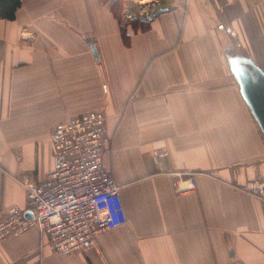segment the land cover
I'll list each match as a JSON object with an SVG mask.
<instances>
[{
    "label": "crops",
    "instance_id": "crops-1",
    "mask_svg": "<svg viewBox=\"0 0 264 264\" xmlns=\"http://www.w3.org/2000/svg\"><path fill=\"white\" fill-rule=\"evenodd\" d=\"M112 1L21 0L0 21V217L53 168L55 125L95 110L125 222L69 256L30 229L0 264H264V137L228 64L264 71V0H124L120 20Z\"/></svg>",
    "mask_w": 264,
    "mask_h": 264
},
{
    "label": "built area",
    "instance_id": "built-area-1",
    "mask_svg": "<svg viewBox=\"0 0 264 264\" xmlns=\"http://www.w3.org/2000/svg\"><path fill=\"white\" fill-rule=\"evenodd\" d=\"M144 12L140 9L137 15L152 17H143ZM50 141L53 168L38 182L22 180L25 205L11 207L0 217V241L35 228L46 237L51 251L69 256L93 248L99 234L125 222L121 191L103 162L109 138L102 112L92 110L58 123ZM184 175L175 173L178 194L196 189L192 175L181 182ZM248 190L262 197L264 180L249 183Z\"/></svg>",
    "mask_w": 264,
    "mask_h": 264
},
{
    "label": "water",
    "instance_id": "water-1",
    "mask_svg": "<svg viewBox=\"0 0 264 264\" xmlns=\"http://www.w3.org/2000/svg\"><path fill=\"white\" fill-rule=\"evenodd\" d=\"M91 50L97 58L93 45ZM228 64L239 84L241 96L264 137V71L246 57L229 58ZM27 216L30 215L27 214Z\"/></svg>",
    "mask_w": 264,
    "mask_h": 264
},
{
    "label": "trees",
    "instance_id": "trees-1",
    "mask_svg": "<svg viewBox=\"0 0 264 264\" xmlns=\"http://www.w3.org/2000/svg\"><path fill=\"white\" fill-rule=\"evenodd\" d=\"M123 0H113L110 6V10L112 14L115 17H118L120 20V14H119V9L121 7V2ZM21 0H0V21L1 20H9L12 21L15 18L16 12L18 8L20 7ZM132 31H143L148 27V22L146 21H135L131 22L129 24ZM121 31V36L123 38V42L125 44L128 43L129 41V35L127 34V31L122 29Z\"/></svg>",
    "mask_w": 264,
    "mask_h": 264
},
{
    "label": "rangeland",
    "instance_id": "rangeland-1",
    "mask_svg": "<svg viewBox=\"0 0 264 264\" xmlns=\"http://www.w3.org/2000/svg\"><path fill=\"white\" fill-rule=\"evenodd\" d=\"M121 4V7H120V9H119V14H120V16H122V15H124V13H125V9L128 7V3H126L124 0L120 3ZM133 7L134 8H137L138 6L136 5V4H133ZM240 92V91H239ZM240 95H241V93H240Z\"/></svg>",
    "mask_w": 264,
    "mask_h": 264
}]
</instances>
